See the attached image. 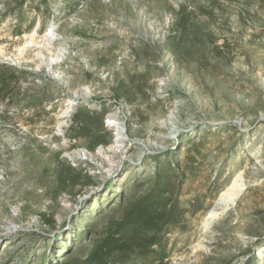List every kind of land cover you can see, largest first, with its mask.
Returning a JSON list of instances; mask_svg holds the SVG:
<instances>
[{"label":"rangeland","instance_id":"rangeland-1","mask_svg":"<svg viewBox=\"0 0 264 264\" xmlns=\"http://www.w3.org/2000/svg\"><path fill=\"white\" fill-rule=\"evenodd\" d=\"M44 1L22 19L0 2V68L25 71L0 99V264H39L66 232L86 264L122 216L117 188L141 203L149 159L178 142L185 218L163 263L126 264H264V0Z\"/></svg>","mask_w":264,"mask_h":264},{"label":"trees","instance_id":"trees-1","mask_svg":"<svg viewBox=\"0 0 264 264\" xmlns=\"http://www.w3.org/2000/svg\"><path fill=\"white\" fill-rule=\"evenodd\" d=\"M28 1L30 0H13L14 3H7L5 9L12 8L18 14L19 19H22L24 8ZM63 1L72 5L79 3L80 0ZM44 2L47 3V0ZM2 69L6 68H0V99L7 96V91L13 78L17 83L22 73L25 72L24 70L17 72V68H8L10 69H7L8 72ZM11 70H14V72L11 73ZM9 75H12V77H9ZM180 143L181 146H184L182 142ZM179 149L180 144L178 142L173 149L165 152L166 159H168L167 162L162 161L160 155H154L149 159L156 163V167L147 178V180L152 181V186L141 203L132 202L134 199L130 198L128 202L131 203L128 204L125 198L127 194L125 186L117 188V195L116 197L114 196L110 205L115 203L116 199H119V207L124 209L122 216L118 224L111 223L110 220L108 223L111 224L109 231L104 232L102 241L90 252L85 262L86 264H109V261H112V264H116V262L126 264L130 261L137 262L139 260L146 262L154 258V255L160 258V263L165 261L166 253L164 248L168 241L167 237L175 232V229L186 215V209L181 206L180 199L176 197L177 187L174 184L176 178H178V173L181 175L184 170L178 158ZM131 170L133 171V169L127 168L125 172L127 173ZM142 177V173L135 171L129 182L136 183ZM185 181L186 177L179 182L180 185L182 186ZM113 183V181H108L105 184V188L112 187ZM97 199L90 204V206H96V217L97 214L103 213L105 205V203L103 204ZM96 226V223L89 218L84 220L82 228L86 235L91 237L99 232ZM69 235L70 232H66L63 236L58 235L56 236V242L52 243L48 248L44 246L42 248L44 250V259L39 264H72L67 258L69 247L66 242L73 241L72 238H68ZM63 251V259L60 261L58 253ZM18 255H20L21 259L17 262L23 264L25 262L23 260L24 252ZM14 259L17 260V258Z\"/></svg>","mask_w":264,"mask_h":264},{"label":"bare ground","instance_id":"bare-ground-1","mask_svg":"<svg viewBox=\"0 0 264 264\" xmlns=\"http://www.w3.org/2000/svg\"><path fill=\"white\" fill-rule=\"evenodd\" d=\"M117 124V123H116ZM122 127V126H121ZM120 134H123V130L120 129ZM119 136L117 139H120ZM241 189V184H232V186L228 187L227 191H224L221 194L220 199L217 201L216 206L208 213L206 217L207 221H211L218 215V209H227L229 205L235 200L236 196L238 195V190Z\"/></svg>","mask_w":264,"mask_h":264}]
</instances>
